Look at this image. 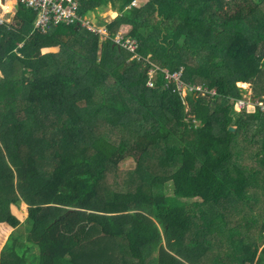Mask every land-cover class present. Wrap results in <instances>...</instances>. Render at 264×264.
<instances>
[{
	"label": "trees",
	"instance_id": "1",
	"mask_svg": "<svg viewBox=\"0 0 264 264\" xmlns=\"http://www.w3.org/2000/svg\"><path fill=\"white\" fill-rule=\"evenodd\" d=\"M131 4L104 43L81 23L36 30L25 9L0 27V68L23 62L0 75V225L27 206L38 264H264V115L235 109L238 83L264 94V0ZM125 26L141 60L115 42ZM147 60L217 92L188 109L163 75L148 86Z\"/></svg>",
	"mask_w": 264,
	"mask_h": 264
},
{
	"label": "built area",
	"instance_id": "2",
	"mask_svg": "<svg viewBox=\"0 0 264 264\" xmlns=\"http://www.w3.org/2000/svg\"><path fill=\"white\" fill-rule=\"evenodd\" d=\"M135 3H137V1H134V5ZM12 6L14 7L13 9H16V13H18L19 9L31 10L38 13L35 29L43 33H47L52 26L81 23L101 36H108L106 29L93 28L86 23V20L83 17L80 16L79 0H0V8L3 12H5L6 8L12 9ZM8 14L9 13L5 16H8ZM5 16L0 18V27H8L11 29V27H13L12 22L6 19L4 20ZM115 42L121 48L133 53L134 58H138L139 60L142 59L138 54L140 49V42L138 40L129 38L124 33H120L115 38ZM147 61L148 64H150V66H148V86L154 87L156 85L158 75L161 74L165 78L166 82H168L169 88L173 86L175 91L180 92V94L184 97L186 105L189 104V95L210 96V93L216 94L217 92L216 88H209L203 84L186 82L184 69L171 72L168 69H163L150 60ZM235 109L239 113L243 111H247L249 113L260 111L264 113V96L262 95L259 97L256 95L249 97L244 94L243 97L236 99Z\"/></svg>",
	"mask_w": 264,
	"mask_h": 264
},
{
	"label": "rangeland",
	"instance_id": "3",
	"mask_svg": "<svg viewBox=\"0 0 264 264\" xmlns=\"http://www.w3.org/2000/svg\"><path fill=\"white\" fill-rule=\"evenodd\" d=\"M102 2V4L104 3L103 6H101L98 10L89 13L86 17H83L86 20V23L96 29H105L102 26V20H107L108 22H111L112 20H114L117 17V13L121 12L123 13L126 9L130 8L128 7L130 3H132L134 0H100ZM137 3H135V6L137 7H142L144 6L148 0H136ZM118 2H120V4L118 5ZM121 5L123 9L121 11H119ZM131 5V4H130ZM121 7V8H122ZM14 7L12 6V9H5V12L2 11V9L0 8V18L4 17V20H8L13 22L12 25L13 27L11 28H20L22 26V22L18 21V14L16 13V9H13ZM89 28V27H88ZM90 29V28H89ZM130 29L129 26H125L123 28L122 33H127L128 30ZM108 39L107 35H103L102 36V42H106V40ZM52 53H59L58 51H53ZM14 59V60H13ZM11 60H13L10 64H8L7 66L2 65V67L0 68V75L4 76L6 79H20L21 78V72L23 70V62L20 60V58L16 55H13L11 57ZM3 67L4 70L7 67L10 71V73H4L3 72ZM184 69V68H182ZM11 76V77H10ZM238 86L241 88L245 89V92H243L246 96H256L257 95V90L256 87L257 85H255V83H238ZM264 96V94H262ZM188 109H189V104H188ZM121 168L122 169H126V170H132L136 168V162L134 161L133 158H128L126 159V161H124V163L121 164ZM174 191V184L173 183H169L167 185V194L169 196H171L173 194ZM13 212L18 216V218L23 222V220L25 219V215L27 212V206L26 205H22V211L17 210L16 208L12 207ZM22 225V224H21ZM27 224H23L21 227L17 228V231H12L11 229H9L8 227L4 226V225H0V248L1 249H5V251L8 252H14V248L17 247V245L15 243H19L20 247L18 248L19 251V256L15 253L16 256H18L19 258L25 256L27 262L29 264H38V253L36 252V250H32L29 251L28 253L24 252V244L21 243V236H22V230L23 227L26 226ZM28 226V225H27ZM19 229V230H18ZM25 231H27V228L24 227ZM21 234V235H20ZM22 239V238H21Z\"/></svg>",
	"mask_w": 264,
	"mask_h": 264
},
{
	"label": "crops",
	"instance_id": "4",
	"mask_svg": "<svg viewBox=\"0 0 264 264\" xmlns=\"http://www.w3.org/2000/svg\"><path fill=\"white\" fill-rule=\"evenodd\" d=\"M134 1H136V0H134ZM134 1H133V2H134ZM133 2H132V3H133ZM119 4H120V2H118V5H119ZM130 4H131V3H130ZM130 4H128V5H129L128 7H130V6L132 5V4H131V5H130ZM103 5H104V4H103ZM122 6H124V5H121V7H122ZM121 7H120L119 11H121V10L123 9V7H122V8H121ZM120 14H121V12L117 13V17H118ZM117 17H116V18H117ZM116 18H115V19H116ZM12 23H13V22H12ZM53 51H58V50H51V51H48L47 53H50V52L52 53ZM3 71H4V70H3ZM236 112H237V111H236ZM243 112H245V111H243ZM243 112H241V113H243ZM246 112H247V111H246ZM257 112H260V111H257ZM260 113L264 115V113H262V112H260ZM21 222H22V221H21ZM23 224H25V219H24L23 222H22V225H23ZM22 225H21V226H22ZM21 226H20V227H21ZM24 227L27 228V231H25ZM24 227H23V230H22V233H21V234H22V236H21L22 239L20 238L21 243H23L24 246H25L22 255H24V252L27 251L26 249H27V244H28V242H27V237H28V226L26 225V226H24ZM9 229H11V228H9ZM11 230H12V231H14V230L17 231V229H11ZM18 230H19V229H18ZM21 234H20V235H21ZM15 244L17 245V247L14 248V252L18 255V254H19L18 248L20 247V245H19V243H18V244L15 243ZM0 251H5V249H1V248H0ZM14 252H13V253H14ZM36 252L39 253L38 250H36ZM18 256H19V255H18Z\"/></svg>",
	"mask_w": 264,
	"mask_h": 264
},
{
	"label": "water",
	"instance_id": "5",
	"mask_svg": "<svg viewBox=\"0 0 264 264\" xmlns=\"http://www.w3.org/2000/svg\"><path fill=\"white\" fill-rule=\"evenodd\" d=\"M231 129H232V130H236V127L232 126ZM65 216H66V215H65Z\"/></svg>",
	"mask_w": 264,
	"mask_h": 264
}]
</instances>
